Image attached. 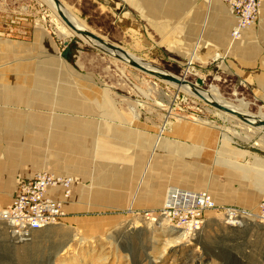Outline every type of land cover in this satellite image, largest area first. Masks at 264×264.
<instances>
[{"label":"rangeland","instance_id":"rangeland-1","mask_svg":"<svg viewBox=\"0 0 264 264\" xmlns=\"http://www.w3.org/2000/svg\"><path fill=\"white\" fill-rule=\"evenodd\" d=\"M60 1L88 31L159 71L192 83L204 78L206 91L217 90L220 99L236 106L244 101L249 106L243 111L264 118L263 99L236 86L234 78L217 75L206 79L200 71L188 72L189 62L184 64L181 57L170 52L166 46L169 40L161 39L146 22H117L108 9L93 0ZM37 30L45 31L56 44L58 58L70 70L73 84L84 87L79 90L82 97L97 102L107 96L116 111L134 113L142 123L153 119L158 137L151 139L152 145L158 154L168 155V164L163 170L159 167L161 173L167 172L176 181L200 185L195 188L198 190L205 189L204 183H211V192L218 189L217 193L227 199L232 193L237 195L236 191L253 186L255 179L264 184V174L259 172L264 168V129L221 113L190 90L152 77L103 52L71 32L47 0H0V36L32 42ZM43 47L52 50L53 45L50 41ZM200 153H206V161L198 159ZM98 161L91 168H82L86 174L84 182L73 177L77 192L74 190L76 196L66 208L62 225L31 234L29 241L20 242L0 224V264H264L261 230L248 225L228 228L215 211L208 214L204 228L192 239L180 230L171 232L174 227L167 220L156 218L157 210L142 208L137 214L134 206H120L109 193L105 197L110 199L96 191L93 197H87L86 191L81 196L82 188L94 189L92 178L99 180L107 175L109 162ZM196 161L205 165L199 166ZM145 172L146 167L142 174ZM16 182L0 175V198L8 196L5 205L10 202ZM104 186L105 183L100 184L101 188ZM223 204L221 201L217 205ZM148 220L158 222V226L148 229ZM135 221L139 224L130 229ZM180 233L185 234V239L176 241ZM65 244L69 248L60 251Z\"/></svg>","mask_w":264,"mask_h":264},{"label":"crops","instance_id":"crops-1","mask_svg":"<svg viewBox=\"0 0 264 264\" xmlns=\"http://www.w3.org/2000/svg\"><path fill=\"white\" fill-rule=\"evenodd\" d=\"M93 1L108 9L117 22H146L161 39L169 40L166 46L170 52L181 57L184 64L194 66L191 71H200L206 79L217 75L234 78L236 86L264 100V0H260L258 23L238 41L231 38L236 18L219 0ZM49 39L52 50L43 47L50 45ZM71 78L70 70L58 58L56 44L45 31H35L32 42L0 36L2 178L17 180V185L45 169L84 182L82 168H91L101 159L109 162L107 175L104 179L92 178L94 189L82 188L79 194L83 196L86 191L90 198L96 191L108 198L105 196L109 193L120 206H134L137 214L142 208L160 210L174 184L193 192L208 189L215 202L224 201V206L254 209L264 202V184L259 179L227 199L217 193L218 189L212 193L211 183H204L205 189L198 190L195 188L200 185L161 173L159 169L168 164V155L158 154L152 145L151 139L157 136L153 119L142 123L134 113L116 111L107 96L97 102L86 100L79 93L84 87L73 84ZM199 158L206 161V153H200ZM196 164L205 165L200 161ZM144 167L146 172L142 174ZM259 172L264 174V168ZM87 174L91 177L89 170ZM102 183L106 186L101 188ZM0 199L5 205L8 196Z\"/></svg>","mask_w":264,"mask_h":264},{"label":"built area","instance_id":"built-area-1","mask_svg":"<svg viewBox=\"0 0 264 264\" xmlns=\"http://www.w3.org/2000/svg\"><path fill=\"white\" fill-rule=\"evenodd\" d=\"M236 18L231 38L238 41L259 19L260 0H219ZM76 183L71 177L40 172L17 183L9 205L0 203V224L8 227L12 237L27 241L31 234L51 226L62 225ZM215 211L228 228L254 226L264 235V203L254 209L218 206L209 191L199 192L170 188L164 206L156 218H163L177 230L195 238L206 224L208 214Z\"/></svg>","mask_w":264,"mask_h":264},{"label":"water","instance_id":"water-1","mask_svg":"<svg viewBox=\"0 0 264 264\" xmlns=\"http://www.w3.org/2000/svg\"><path fill=\"white\" fill-rule=\"evenodd\" d=\"M57 10L58 16L62 20V22L72 30L76 35L81 36L86 39H91L105 47L108 51H103L106 52L107 54L114 56L116 59L121 60L125 63H127L129 66L138 69L152 77H155L159 80L169 82L171 84H174L178 87H186L188 90L191 91L192 94H194L196 97H198L200 100H202L205 104L208 106L220 111L221 113L234 116L236 119L240 120L241 122L250 125L255 128H264V120L259 119L257 117H252L250 115H245L242 114L238 111H235L233 109H230L226 107L225 105L216 102L211 99H206L201 93L202 92H208L204 89L205 86V80L203 78H198L196 79L195 83L189 82L185 80L184 78H179L177 76H174L172 74L166 73L159 71L156 69L153 65L150 63L136 58L133 54L130 52L126 51L125 49L115 46L111 44L110 42L104 40L100 36L88 31L87 29H80L78 28L69 18L68 14L66 13V8L62 4L60 0H51ZM101 50V49H100ZM114 54V55H112ZM150 68V69H149ZM153 69V70H152ZM157 70V71H155ZM191 71V70H190ZM188 71V72H190ZM256 153H259L257 149L254 150ZM226 228V227H225ZM41 231V230H40ZM44 231V230H42ZM29 241V240H27ZM25 241V242H27ZM68 244H65V246L60 248L61 250H64L67 247Z\"/></svg>","mask_w":264,"mask_h":264},{"label":"bare ground","instance_id":"bare-ground-1","mask_svg":"<svg viewBox=\"0 0 264 264\" xmlns=\"http://www.w3.org/2000/svg\"><path fill=\"white\" fill-rule=\"evenodd\" d=\"M50 4H51V6L55 9V11H56V13H57V10H56V7H55V5H54V3L51 1V0H47ZM66 13L68 14V16H69V18H70V20L78 27V28H80V29H85V26L77 19V18H75V17H73L72 15H70L67 11H66ZM57 15H58V13H57ZM60 18V17H59ZM62 21V20H61ZM65 25V24H64ZM66 26V25H65ZM67 27V26H66ZM68 28V27H67ZM71 32H72V30L70 29V28H68ZM62 30V29H61ZM63 33H64V31H63ZM74 33V32H73ZM86 39V38H85ZM91 44H93L94 46H96V47H98V48H100L101 50H103V51H108L105 47H103L102 45H100L99 43H97L96 41H94V40H91V39H87ZM112 55H114V54H112ZM127 64V63H126ZM128 65V64H127ZM189 67H188V69H187V71H189V68L191 67V65H188ZM150 69V68H149ZM153 70V69H152ZM155 71H157V70H155ZM184 88V87H183ZM185 89H187L186 87H185ZM206 99H211V100H214V101H216V102H219V103H221V104H223V105H225L226 107H228V108H230V109H233V110H235V111H238V112H240V113H242V114H245V115H249V114H247L245 111H243V110H245V109H247V107L249 106L246 102H244V101H239V105H234V104H230V103H227V102H224L222 99H220V96H219V94L217 93V90H214L213 91V89H212V93H209V92H202L201 93ZM227 115V114H226ZM250 116H252V115H250ZM232 117H234V116H232ZM252 117H257V118H259V119H263L264 120V118H262V117H260V116H252ZM235 118V117H234ZM261 129H264V128H261ZM234 134H238V133H234ZM149 216V215H148ZM152 217H153V215H152ZM151 217V218H152ZM152 220H155V218L154 219H152ZM152 220H148L146 223H147V228L148 229H150V230H152L153 228H156L157 226H158V222L157 223H154V221L152 222ZM137 224H139L138 222H133V223H131L130 224V229H134V228H136L137 227ZM3 225V224H2ZM5 228H7L8 229V227L6 226ZM52 229V227H50V228H47L46 229V231L47 230H51ZM171 232H174V231H176L175 230V228H172L171 230H170ZM180 231H182V230H180ZM38 232H43L42 230L41 231H38ZM182 232H184L185 234H186V232L185 231H182ZM34 233H36V232H34ZM34 233H32V234H34ZM185 234H183V233H180V235L177 237V239H176V241H182V240H184L185 238ZM187 235V237H188V234H186ZM69 248V245H67V249ZM66 249V248H65Z\"/></svg>","mask_w":264,"mask_h":264}]
</instances>
